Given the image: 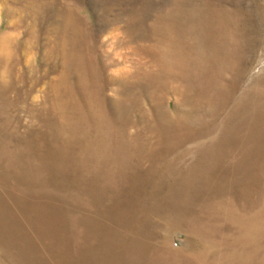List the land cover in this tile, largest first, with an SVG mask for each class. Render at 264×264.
<instances>
[{
	"label": "rangeland",
	"instance_id": "374dc122",
	"mask_svg": "<svg viewBox=\"0 0 264 264\" xmlns=\"http://www.w3.org/2000/svg\"><path fill=\"white\" fill-rule=\"evenodd\" d=\"M0 264H264V0H0Z\"/></svg>",
	"mask_w": 264,
	"mask_h": 264
}]
</instances>
